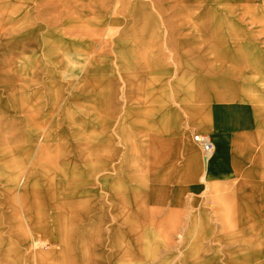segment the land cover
I'll list each match as a JSON object with an SVG mask.
<instances>
[{
	"label": "bare ground",
	"instance_id": "bare-ground-1",
	"mask_svg": "<svg viewBox=\"0 0 264 264\" xmlns=\"http://www.w3.org/2000/svg\"><path fill=\"white\" fill-rule=\"evenodd\" d=\"M59 1L61 0H55L54 2ZM70 1L74 2V0ZM117 1L119 5L116 13L112 11V14H110V12H105L101 8H97L98 11H96L99 16H104L103 20L111 17L110 22L112 24L125 25L121 36L114 38L115 42L113 43V50L118 56L119 72L117 76L122 73L124 67L128 69L134 67L138 58L143 56L147 49L158 47L148 45L146 41L131 44L127 40V38H151L161 34L159 20L152 8L158 9L164 15L174 17L184 30L188 27L189 0ZM250 4L251 14L264 13V0ZM80 9L83 8L79 4H75L73 14L64 13L60 16V21H63L72 35H69L71 38H65V33L62 31L50 32L47 46L52 50H62L65 39L69 43L86 50L93 47L96 41L102 39L100 28L97 27L93 30L90 27L97 22L96 18L89 17L85 21L82 20V15L79 14ZM258 11L260 12L258 13ZM101 43L102 41L97 43L96 46H100ZM102 48L99 57L90 67L85 77L79 80L75 88L74 84L71 85L62 104L55 108L61 109L63 113L66 109L68 114L73 116L85 115L88 122L95 126L97 129L95 133L98 134L104 132L101 127H104L105 120L113 123L115 118L118 117L115 133L120 139V147L112 149L111 146L112 150L107 147H100L98 153H92L89 156L88 168L89 175L92 177L95 178L102 171L103 175L100 177L102 182L103 180L111 182L108 194L113 202L111 209L118 214V220L123 218V222L133 230L140 228L141 224L147 223L178 224L180 222V211L177 207L183 205V192L185 189L183 181L188 180V190L196 188L199 186L200 176L205 173L206 164L202 158L201 149L190 135L183 142L184 130L181 119L175 117L176 109L170 101V90L162 89L160 91L158 109L156 102L154 105L150 103L152 94L147 87L141 89L136 87L135 84L129 86L128 92L132 95H129L128 101L122 107L115 101L114 89L107 87L104 91H101L97 88L95 85L97 79L104 78L100 77L101 75L98 77L93 76V69L91 68L103 63L101 56L104 49ZM159 48L161 49V46ZM215 49H218V47H210V52L207 55L208 59L215 57ZM236 50L238 63L233 65V71H226L222 74H204L199 83H193L192 87H188V104L195 110V113L202 111L203 104H210L211 102L222 104L223 109L217 113L220 118L213 120L210 116H205L199 123L214 126L217 129L231 128L236 130L237 127L244 124V121H233V111L229 108V104L264 98V59H260L257 65L248 52L246 44H240L239 47H236ZM178 51L176 54L179 53ZM183 60L182 58L178 63L180 80L184 76L185 64ZM193 64V58L188 57V78H191L189 74L193 71ZM261 64L262 66H260ZM208 67L210 69L209 65ZM109 74L116 75L113 72ZM167 76L160 77L161 84L164 80L166 81ZM196 76L194 75V78ZM172 84L175 87V83ZM17 88L18 81L15 78L12 60L0 57V176L2 178L7 177L9 182L15 184L16 188L14 191H10L9 197L11 200H15L17 196L21 198L23 212L30 226L28 228L20 218L19 231L22 233L24 240L17 242L19 245L13 242L11 247L0 246L1 256L9 264H42V262L44 264H77L76 261L71 259L72 254L68 252V248L71 247L76 220L78 215L83 213L84 204H73L68 200H64V192L68 186L59 183L55 174L66 176L65 169L57 166L55 174L52 172L42 173L40 175L41 189L33 188L31 175H27L21 165L24 160L17 156L20 153L17 148L24 144L13 142L7 136H3L10 131L9 125L1 117L9 112L19 113L22 111V107L26 108L21 107L16 102ZM173 89L175 90V88ZM138 93H143V97H140ZM175 94L176 99H179L180 94L177 92ZM55 98H58V95ZM139 103H142L145 107L144 111L137 109L138 106H142ZM62 105L63 107H61ZM26 111L24 118L28 129L31 125L38 126L42 124L37 111L28 110V108ZM236 112L240 113V111ZM98 136H91V141H96ZM43 141L42 138L38 143L39 148L38 145L36 148H42ZM187 146L188 159H186ZM190 151H197L196 156L190 157ZM24 152L26 151H23L22 156L25 155ZM112 152L114 153L112 154ZM49 157L52 159L57 158V161L60 159V155L57 156L56 153H51ZM29 173L32 174V170ZM133 180L139 181V187L132 190L127 185H129V181ZM46 194L57 200L55 205L47 202L45 206L42 198ZM168 200H171V202L167 203ZM10 206H14L12 201L1 202L0 217L8 218L11 215L9 212ZM44 207L49 210L47 212L53 217L51 222H48L47 215L41 212V208ZM249 207L251 206L249 205ZM15 211V214L20 216L19 211ZM160 211L166 213L163 214L161 219H157L156 216ZM249 211L252 213L248 222L251 233L247 240H253L260 236L259 231L256 229L255 231L253 228L258 216L253 214L255 212L253 208ZM137 213L140 215L137 216ZM38 215L41 216V220L39 225L35 226L30 220ZM101 223L102 219L98 218L94 221L93 226L95 225L98 228ZM115 224H117L116 221L112 223V225ZM97 239L98 233L89 235L84 240L94 241ZM30 240H32V244L21 245ZM112 242L121 248L122 255L130 261V246L119 233L113 235ZM53 243H57L60 248L59 256L50 255L51 253L46 254L41 248L32 251V248H37L36 245ZM24 246L29 248L27 257L20 252V249H16L18 247L24 248ZM36 251L39 256L35 262L32 254ZM252 262L248 261L244 264H255Z\"/></svg>",
	"mask_w": 264,
	"mask_h": 264
},
{
	"label": "rangeland",
	"instance_id": "rangeland-1",
	"mask_svg": "<svg viewBox=\"0 0 264 264\" xmlns=\"http://www.w3.org/2000/svg\"><path fill=\"white\" fill-rule=\"evenodd\" d=\"M54 1L0 0V57L12 60L15 78L18 81L16 102L21 107H26L25 109L22 107V111L19 112L20 114L9 112L1 117L9 125L10 131L3 136H7L13 142L24 144L17 148L20 152L17 156L24 160L21 165L23 166V171L27 175H31L33 188L37 190L41 189L42 183L40 175L42 173L52 172L55 174L57 166L65 169L66 176L63 174L60 176L55 174L59 183L68 186L64 192V200H68L73 204H84L82 208L83 213L78 215L76 220V228L73 232L72 241H85L84 239L86 237L88 238L89 235L96 234L95 231L92 232L94 230L92 227L95 228L93 224L98 218L102 219L104 225L110 224L109 218L100 211L109 210L112 207L113 202L108 194L111 182H105V180L102 182L100 178L103 175L102 171L95 178L94 176L92 177L89 175L88 168L89 156L92 153H98L100 147H107L110 150L120 147V139L115 133L118 125V117L115 118L113 123L105 120L104 127H101L104 129V132L98 134L95 133V130H97L95 126L88 122L85 115L73 116L71 114L69 115L66 109L63 113L61 109L56 108L62 104L71 85L74 84L75 88L79 80L85 77L90 67L93 66L99 57L102 47L104 49L103 55L101 56L103 63L91 69H93V76L98 77L101 75L100 77L104 79L99 80L96 78L95 85L101 91H104L107 87L114 89L115 101L121 107L126 104L127 95L125 98V92L123 87H121L120 75L117 76L119 72L118 56L113 50L114 38L121 36L125 25L112 24L110 22L111 17L103 20L104 16L101 17L96 12L98 11L97 8H101L105 12H110V14H112V11L116 13L119 5L117 0H112V3L108 7L106 6L107 4L103 7L97 5L98 3L96 2L91 8L80 9L79 14L82 15V20L84 21L89 17L96 18L97 22L90 27L93 30L99 27L102 33V39L96 41L89 50L69 43L65 39L63 41V49L54 51L47 46V42L50 39V32L55 30L62 31L65 33V38H71L69 35L72 34L67 26L64 25L63 21H60V16L62 14L64 15V13L73 14L75 4L80 5L78 1ZM258 1L189 0L188 6L190 12L188 13L187 29L184 30L181 28L178 21L174 17H171V15H164L160 12L159 26L161 39L155 43H158L162 50L165 51L163 55L168 56L171 54V52H168L169 45L180 42L176 40L178 38L176 36L177 34H188V38L192 39L213 38L214 40L201 42L218 44L220 48H223L222 56L225 61L224 71H233V65L238 63L237 45L264 44V40L258 42L250 40L251 38H264V13L258 11V13L260 12L258 15L251 14L250 9V3ZM101 41L100 46H96ZM112 72L116 73V75L112 76L109 74ZM57 95L58 98H55ZM27 108L28 110H35L39 113L42 119H40V123L42 124L38 126L31 125L28 129L24 118ZM194 134L195 132L192 134L193 139ZM91 136L98 137L96 141L92 142L90 139ZM42 138L44 139L43 147L38 149V143ZM37 145L38 148H36ZM23 151L26 152L22 156ZM51 153H56L57 156L60 155L59 161H57V158H50L49 155ZM30 170H32V174L29 173ZM127 187L132 190L136 189L139 187V181H129ZM15 188V184L9 182L7 177L2 178L0 176V204L2 201H12L14 203V206H10L9 208L11 215L8 218L0 217V246L11 247L13 242L19 245L13 238V231L15 230L14 224L17 219H22L25 225L27 227L29 226V221L26 220L27 217L23 212L21 198L17 196L15 200H11L9 197L10 191H14ZM42 199L45 202V206L47 202L55 205L57 201L47 194ZM15 210L19 211L20 216L15 214ZM47 211L49 210L46 207L41 208V212L47 215L48 222H51L53 217ZM165 213V211L158 212L156 218L161 219ZM36 217H39V215L34 218ZM186 219V217H183L181 224H186ZM261 221V224H264V218ZM147 224L152 225L153 223ZM262 226L259 237L253 240H247L249 242L251 241L250 243L244 242V250L248 251L245 253L246 258L237 259L235 260L236 262L229 263V259L225 257L223 264H244L248 261H253L252 263L255 264H264V253L257 251L261 245L264 246V225ZM11 230L13 231L9 234ZM101 232V234H105L104 231ZM106 233L110 235V233ZM179 235L181 236V234ZM166 242H170V240L168 239ZM30 243H33L32 240L21 245H30ZM36 247L32 248V251L41 248L46 254L51 253L50 255L53 254L56 256L60 254V248L55 243L36 245ZM16 249H20V252L27 257L29 248L24 246V248L18 247ZM177 251L178 247L176 243L162 245L161 251H159L161 254L160 260L167 259L172 252L177 253ZM68 252L72 253V249L70 248ZM32 255L33 261H35L38 259L39 253L36 251ZM70 257L75 261L72 256ZM200 260L202 262L192 263L188 259V264H213L206 262L211 259L203 258ZM0 264L9 263L6 259L0 258ZM166 264L181 263L180 259H173L171 257Z\"/></svg>",
	"mask_w": 264,
	"mask_h": 264
},
{
	"label": "crops",
	"instance_id": "crops-1",
	"mask_svg": "<svg viewBox=\"0 0 264 264\" xmlns=\"http://www.w3.org/2000/svg\"><path fill=\"white\" fill-rule=\"evenodd\" d=\"M74 1H78L83 9L91 8L96 2L97 5L103 7L105 4L108 7L112 3V0ZM152 11L160 20L159 10L152 8ZM160 36L161 34L151 38H127L131 44L146 41L148 45L158 47L147 49L145 54L138 58L134 67L131 69L124 67L120 73L125 98L127 95L126 102L129 95H132V93L129 94L128 87L135 84L141 89L149 88L152 94L150 103L154 105L156 102L159 109L160 91L170 90V101L176 109L175 117L181 119L184 130L183 142L188 135L192 137L193 132L209 134L214 144V152L207 163L205 162V173L199 178V186L188 190V180L183 181L185 184L183 205L177 207L180 211L178 224H141L140 228L133 230L123 222V218L118 220V214L112 209L101 210L100 212L109 218L110 224L104 225L103 222L98 228L92 227L94 229L92 232L98 233V239L72 241L71 243L72 258L77 264H166L171 257L180 259L181 264H188V259L192 263H200L202 262L200 259L203 258L211 259L206 261L209 263L223 264L225 257L229 259V263H234L237 259L246 258L245 253L248 251L244 250V242H251L246 239L250 233L248 228L252 214L250 209L253 208L255 211L253 214L258 216L253 226L254 230L261 232L262 225H264L261 224L264 218V98L229 104V108L233 111V121H244V124L236 130L217 129L214 126L199 123L205 116H210L213 120L220 118L217 113L223 109L222 104L219 102L203 104L202 111L195 113V110L188 104V87H192L193 83H199L204 74L225 72L223 48H220L218 44L201 42L214 40L213 38L192 39L188 38V34H177L176 40L180 42L171 43L168 51L171 54L166 56L163 55L165 51L159 48L160 45L155 43L161 39ZM250 40L258 42L264 38H251ZM246 45L252 59L258 65L259 60L264 59V44ZM239 46L240 44L237 45ZM210 47H218L214 50L213 59L207 58ZM177 50L179 53L176 54ZM188 57L194 60L193 71L189 74L191 78H188ZM182 58L185 69L183 79L180 80L178 63ZM164 75L168 76L161 84L160 77ZM194 75L197 76L194 78ZM172 83H175V87ZM176 92L180 94L179 99L175 97ZM138 94L143 97V93ZM139 105L142 106H138L137 109L144 111L143 104L139 103ZM195 143L198 144L196 141ZM198 146L205 160L202 148L199 144ZM196 154L197 151H190L189 156L194 157ZM186 159H188V146ZM138 215L140 214L137 213ZM40 217L33 218L31 223L38 226ZM183 217L187 218L184 225L181 224ZM114 221L117 224L112 225ZM14 227V240L23 241L18 219ZM101 231L105 234H101ZM116 233H119L130 246V261L122 255L121 248L112 242V236ZM166 239L170 242H166ZM171 243H176L177 253L172 252L167 259L160 260L161 246ZM263 249L264 246L261 245L257 251L264 253ZM0 258L5 259L3 256Z\"/></svg>",
	"mask_w": 264,
	"mask_h": 264
},
{
	"label": "built area",
	"instance_id": "built-area-1",
	"mask_svg": "<svg viewBox=\"0 0 264 264\" xmlns=\"http://www.w3.org/2000/svg\"><path fill=\"white\" fill-rule=\"evenodd\" d=\"M194 140L201 146L207 160L214 152V144L209 134L195 133Z\"/></svg>",
	"mask_w": 264,
	"mask_h": 264
},
{
	"label": "water",
	"instance_id": "water-1",
	"mask_svg": "<svg viewBox=\"0 0 264 264\" xmlns=\"http://www.w3.org/2000/svg\"><path fill=\"white\" fill-rule=\"evenodd\" d=\"M207 161H208V160L205 158V162H206V163H207Z\"/></svg>",
	"mask_w": 264,
	"mask_h": 264
}]
</instances>
